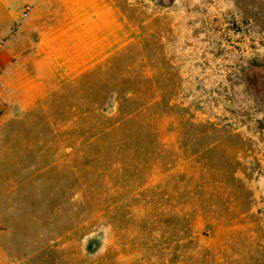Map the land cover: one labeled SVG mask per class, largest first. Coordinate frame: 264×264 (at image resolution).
<instances>
[{"label":"rangeland","instance_id":"1","mask_svg":"<svg viewBox=\"0 0 264 264\" xmlns=\"http://www.w3.org/2000/svg\"><path fill=\"white\" fill-rule=\"evenodd\" d=\"M35 4L0 0V264H264V0H94V60L14 100L61 63Z\"/></svg>","mask_w":264,"mask_h":264},{"label":"crops","instance_id":"2","mask_svg":"<svg viewBox=\"0 0 264 264\" xmlns=\"http://www.w3.org/2000/svg\"><path fill=\"white\" fill-rule=\"evenodd\" d=\"M35 1L34 9L37 10H35L34 17L37 27H34L33 31L38 34L40 41L33 50L34 58L37 60L46 54L56 53L60 57L61 63L58 60L60 65L56 77L52 74L53 70L44 63L36 61L31 68L24 66L31 71L34 80L28 86L20 84L16 85V88H11L9 94L14 100L17 98L16 94L23 95L25 100L32 99L34 101L45 99L55 93H57L56 96H59L61 95L62 82L72 84V80L83 73L84 61L94 60L93 50L83 46L84 41L93 40L98 32L94 23H97L99 13L93 9L94 0H89L90 4H86L85 0H54L61 6V14L54 11L57 4L55 5L53 0ZM61 22L64 25H61ZM49 44L53 46L51 51L47 49ZM15 69L17 67L12 70ZM2 89L6 91L4 84ZM18 105L22 106L23 101H20Z\"/></svg>","mask_w":264,"mask_h":264},{"label":"built area","instance_id":"3","mask_svg":"<svg viewBox=\"0 0 264 264\" xmlns=\"http://www.w3.org/2000/svg\"><path fill=\"white\" fill-rule=\"evenodd\" d=\"M28 11H29V9L27 8V9L24 11V14L26 15ZM0 48H1V47H0Z\"/></svg>","mask_w":264,"mask_h":264}]
</instances>
